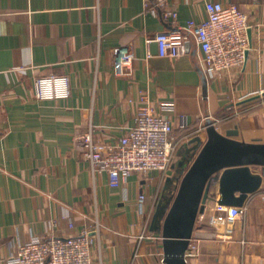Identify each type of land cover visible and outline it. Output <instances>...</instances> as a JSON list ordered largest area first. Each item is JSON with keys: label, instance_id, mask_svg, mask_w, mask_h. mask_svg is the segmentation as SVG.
<instances>
[{"label": "crops", "instance_id": "0c3cea01", "mask_svg": "<svg viewBox=\"0 0 264 264\" xmlns=\"http://www.w3.org/2000/svg\"><path fill=\"white\" fill-rule=\"evenodd\" d=\"M207 2L236 4L248 14L251 50L242 70L206 77L195 44L181 58L160 56L156 36L204 21ZM148 3L0 0V264H11L34 237L85 232L98 264H164L162 236L151 223L175 169L133 173L112 188L75 141L92 131L96 143L116 144L135 125L142 97L172 122L180 139L176 164L184 144L207 140L208 119L224 135L237 129L235 139L264 144V0H177L174 25ZM51 74L69 76V98H38V79ZM252 172L263 180L245 213L212 227L221 198L216 183L187 264H264V168Z\"/></svg>", "mask_w": 264, "mask_h": 264}, {"label": "built area", "instance_id": "2783aa9c", "mask_svg": "<svg viewBox=\"0 0 264 264\" xmlns=\"http://www.w3.org/2000/svg\"><path fill=\"white\" fill-rule=\"evenodd\" d=\"M177 0H149L148 8L158 12L171 24H177ZM207 18L202 22L189 20L168 32L158 34L156 42L161 57L178 59L195 44L202 52L200 66L206 77H216L231 70H242L251 50L248 14L236 4L221 2L205 4ZM70 78L66 75H48L37 81L40 100L66 99L71 95ZM172 109V103H164ZM186 129V125H182ZM206 129V126H205ZM77 150L90 163L94 172H106L109 184L117 188L122 178L133 173L147 175L152 171L167 175L177 161L180 139L172 122L156 114L151 102L142 97L135 125L116 144H98L92 131L76 137ZM146 195L139 196L144 204ZM245 213L243 207L216 204L209 218L212 227L227 224ZM73 227V224H70ZM151 238H156L152 236ZM11 264H98L92 252L91 234L85 232L69 237H34L19 246Z\"/></svg>", "mask_w": 264, "mask_h": 264}, {"label": "water", "instance_id": "95a60500", "mask_svg": "<svg viewBox=\"0 0 264 264\" xmlns=\"http://www.w3.org/2000/svg\"><path fill=\"white\" fill-rule=\"evenodd\" d=\"M208 82L204 76V88ZM207 140L193 138L180 149L175 173L166 180L151 223V231L162 236L164 264H187V251L200 214L211 199L213 182L219 184V205L243 207L257 192L262 175L252 167L264 168V144L235 139L238 130L219 132L215 122L206 123ZM239 193V195H236Z\"/></svg>", "mask_w": 264, "mask_h": 264}, {"label": "trees", "instance_id": "16d2710c", "mask_svg": "<svg viewBox=\"0 0 264 264\" xmlns=\"http://www.w3.org/2000/svg\"><path fill=\"white\" fill-rule=\"evenodd\" d=\"M214 183H215V185H214ZM216 183H217V182H213V185H212V187H211V191H210V195L214 193L213 190H214L215 187H216ZM212 192H213V193H212Z\"/></svg>", "mask_w": 264, "mask_h": 264}, {"label": "rangeland", "instance_id": "374dc122", "mask_svg": "<svg viewBox=\"0 0 264 264\" xmlns=\"http://www.w3.org/2000/svg\"><path fill=\"white\" fill-rule=\"evenodd\" d=\"M172 171H169L168 174H170Z\"/></svg>", "mask_w": 264, "mask_h": 264}]
</instances>
